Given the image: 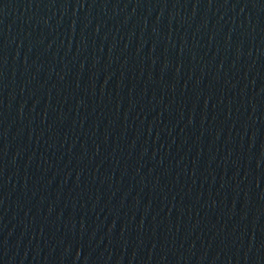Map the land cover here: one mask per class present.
Wrapping results in <instances>:
<instances>
[{
    "label": "water",
    "instance_id": "water-1",
    "mask_svg": "<svg viewBox=\"0 0 264 264\" xmlns=\"http://www.w3.org/2000/svg\"><path fill=\"white\" fill-rule=\"evenodd\" d=\"M0 264H264V0H0Z\"/></svg>",
    "mask_w": 264,
    "mask_h": 264
}]
</instances>
